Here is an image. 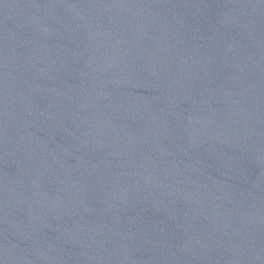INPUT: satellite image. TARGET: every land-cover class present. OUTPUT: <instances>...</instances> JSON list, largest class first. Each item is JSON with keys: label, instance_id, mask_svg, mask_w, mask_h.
I'll use <instances>...</instances> for the list:
<instances>
[{"label": "water", "instance_id": "1", "mask_svg": "<svg viewBox=\"0 0 264 264\" xmlns=\"http://www.w3.org/2000/svg\"><path fill=\"white\" fill-rule=\"evenodd\" d=\"M0 264H264V0H0Z\"/></svg>", "mask_w": 264, "mask_h": 264}]
</instances>
